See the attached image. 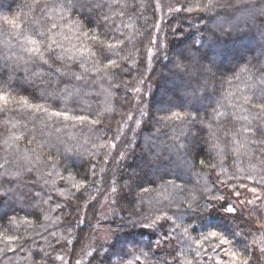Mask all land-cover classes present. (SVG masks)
Returning a JSON list of instances; mask_svg holds the SVG:
<instances>
[{"label": "trees", "instance_id": "1", "mask_svg": "<svg viewBox=\"0 0 264 264\" xmlns=\"http://www.w3.org/2000/svg\"><path fill=\"white\" fill-rule=\"evenodd\" d=\"M59 2L0 0V16L19 15L25 31L38 33L51 23L52 8L45 5ZM75 3L69 19L79 22L80 34L60 21L67 35L57 37L75 61L55 59L56 49L46 54L53 57L48 64H17V57L27 54L17 37L0 30V78L13 86V96L41 107L28 112L17 111V105L0 113V162L9 161L6 172L0 169V227L13 220L19 224L13 231L23 246L0 252V264H119L130 259L123 253L133 252L147 254L143 264H215L228 259L225 249L249 264H264L259 251L264 199L248 191L256 187V195L264 198V186L228 179L233 173L264 176V15L259 14L264 0H213V7L195 11L187 8L207 0H167L172 13L159 34L158 0H119L118 7L112 0ZM252 8L257 15L245 23L241 17ZM108 43L117 47L108 50ZM107 57L115 64L106 67ZM193 58L194 67L189 65ZM80 59L89 71L80 67ZM143 84L145 99L136 109ZM139 110L132 139L113 150L126 119ZM216 110L227 116L218 122ZM55 111L98 122L64 121L50 116ZM176 112L184 118L167 119ZM12 123L17 124L13 131L27 136L17 142L19 154L3 147ZM226 132L236 143L227 149L222 167L212 144L217 138L223 143ZM233 148L239 149L238 159ZM23 153L30 162L22 161L19 178L10 179ZM110 155L118 158L109 161ZM237 165L243 171L237 172ZM105 169L112 170L110 179ZM108 189L111 213L102 216L100 199ZM226 207H234V214ZM211 232L230 244L197 248Z\"/></svg>", "mask_w": 264, "mask_h": 264}, {"label": "snow or ice", "instance_id": "2", "mask_svg": "<svg viewBox=\"0 0 264 264\" xmlns=\"http://www.w3.org/2000/svg\"><path fill=\"white\" fill-rule=\"evenodd\" d=\"M35 3H39V0H35ZM112 7H118L119 6V0H112ZM213 0H207V3L199 6H190L187 8L188 11H195L198 7L202 8H211L213 7ZM45 7H51L52 12L48 15V20L51 21L50 24H47L45 26L46 31H40L38 33L32 32L31 34L24 30V24L25 22L20 18L19 15H3L0 16V30H3L7 32L11 36H15L18 39V43L20 44V47L22 48V51L27 54V56H18L17 57V64L19 62H23L24 64H27L29 62H32L34 60H38L41 64H48L50 59H53L52 56H46L47 53L55 52L56 49H60V52L56 54L55 59H64L67 57L69 60H76L77 57L74 53L70 54L72 50L68 47H66L60 40L57 39L59 35H67V33L63 32L64 25L60 24V21H64V24L68 25V31L73 33V35H79L80 34V25L77 21H71L69 19V13L72 9L76 7L75 0H60L57 4H46ZM83 7V5H81ZM177 12L181 11L180 8L176 9ZM259 14L264 15V6H261L259 9ZM257 15V9L252 8L247 10V14L242 16L241 18L244 20L245 23H247L249 20H252ZM109 17H105V21H107ZM234 23L229 25V29L234 27ZM221 31L223 32L224 29L222 28ZM83 35L89 39L92 40H98L99 37L97 36H89L87 32L83 33ZM22 37V39H20ZM38 37H44V40L42 41ZM117 45H114L112 43L107 44V49L112 50ZM91 56H95V52H90ZM101 55H103V45H101ZM83 56V53H81V57ZM9 59H12V57H9ZM108 60V64H106V67H109L113 64H115V61H112L110 57L106 58ZM80 67L84 68L85 72L89 71L85 67V63L83 59L79 60ZM198 63L194 58L190 60L189 65L195 66ZM96 64H93V68H96ZM181 70L187 71L189 66L180 65L179 66ZM101 69L97 68V71H100ZM76 79H81L80 76H77ZM13 86L8 82L2 80L0 78V113H7L10 109H12L15 106H19L16 108L17 111H36L40 112L41 107L40 106H32L29 105V102L24 97H17L12 95ZM243 100L245 103L249 100L248 95L243 94ZM233 107H235V104H233ZM261 109H264V102H261L260 104ZM44 112H48V109H43ZM50 116L56 117V118H62L64 121H68L69 119H73L80 124L85 123H92L95 124L98 121L97 120H89V118L86 115H77V116H69L66 112H60L55 111L51 112ZM226 112H220L219 110H216V114L214 116V119H216L218 122L221 117H226ZM184 117L179 113L176 112L172 114L171 116L167 117V119L174 120V121H180ZM17 128L16 123L11 124V128L9 129L10 135L6 137L3 141V147L5 151L9 150H15V153H20L19 148L17 147V142L24 140L27 138L26 134L24 132H16L13 131ZM35 139V137H33ZM31 144L32 141H29ZM236 143V137L235 135L229 136L228 133H225L224 142L222 143L219 138H217L213 144H212V150L216 152V155L220 158V165L222 167H226L224 165V161L227 159L229 152L227 149L231 146V144ZM37 146L41 149L45 147V144L43 143H37ZM32 151H35L33 149ZM232 151L236 154L237 159L239 158V149L233 148ZM38 159V157H37ZM30 162V157L27 153L20 154L18 159L16 160L17 169H16V175L13 177H9L10 179H18L19 174L21 171H23V165L21 162ZM9 163V161L5 158L3 162H0V169L5 170L6 172V165ZM233 163H236V161H233ZM212 167H216V165H212ZM27 171H31V168H28ZM243 169L237 165V172H241ZM51 175V173H49ZM228 179H238L243 181L244 179L251 180L254 184L262 185L264 186V176H261L260 179H255V177L251 174V172L246 173V175H237V173H233L231 177H228ZM244 187H248L247 185H243ZM77 187H79L77 185ZM248 191L252 192L256 199H264L257 194V188L256 187H248ZM236 195L239 196L240 192L237 189ZM194 198V197H193ZM248 203H252L253 201L249 200ZM226 211L230 214H234L235 208L234 207H226ZM47 219V217H45ZM159 219V218H158ZM167 219L172 220V217H167ZM173 223H176L175 220L172 221ZM23 224L31 227L32 221L31 220H25L23 221ZM20 225L17 224L14 220L10 221V224L8 226L0 227V244H3V247L0 248V252H16L17 247H13V245H17L18 247H23L22 245L18 244V241L20 237H18L15 232L13 231V228H19ZM177 227H180V225H177ZM262 228H264V224L261 225ZM185 232H187V229H184ZM218 233L217 232H211L206 236L202 237V242H197V248H201L206 243L209 247H212L213 249L230 244V241L226 238L221 236L219 239H217ZM253 243H257L256 241H253ZM225 254L228 257V259L219 258L216 259L215 264H249V261L247 259H242L241 256L231 249H225ZM259 251L261 253H264V240H261L259 242ZM87 255V253H85ZM125 256H130V259L125 261L124 259H121L119 261V264H143L142 257H146V253H140L137 254L135 252L133 253H123ZM76 264H80V261L78 260ZM190 264V262H189Z\"/></svg>", "mask_w": 264, "mask_h": 264}, {"label": "rangeland", "instance_id": "3", "mask_svg": "<svg viewBox=\"0 0 264 264\" xmlns=\"http://www.w3.org/2000/svg\"><path fill=\"white\" fill-rule=\"evenodd\" d=\"M158 4L160 6L159 8V27H158V34L161 31L162 27H163V23L165 22L166 18H168L167 16L169 14L172 13V6L170 4L167 3V0H158ZM159 42H160V38L158 37L157 39H155L154 41V45L151 48L150 52H149V68L152 62V59L155 55L156 52H158V46H159ZM145 85L143 84L140 89L138 90L140 97L138 98V103L136 106V109L139 107H141V105L143 104L142 99H145ZM143 95V96H142ZM138 113H140V110L138 112L132 113L128 116V118L126 119L124 125L122 126V130L120 132V136L118 138V140L116 142L113 143L112 148L113 150H116L118 147H120L119 145L121 144V142L123 141H130L134 135V130L136 128V126H138L139 124V117L141 115H139ZM110 160L115 159L117 157V155H110ZM118 158V157H117ZM105 169V174L107 179H110L111 177V169ZM112 194L110 192V190L108 189V191L101 195V204H100V213L102 216H106L108 214L111 213V204H110V200H111ZM98 221H100V219L95 220V222L97 223Z\"/></svg>", "mask_w": 264, "mask_h": 264}]
</instances>
